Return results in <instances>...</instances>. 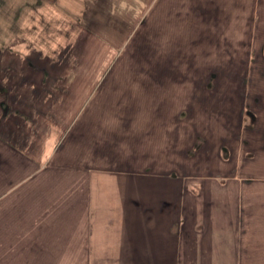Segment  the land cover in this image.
Here are the masks:
<instances>
[{"label": "crops", "instance_id": "obj_1", "mask_svg": "<svg viewBox=\"0 0 264 264\" xmlns=\"http://www.w3.org/2000/svg\"><path fill=\"white\" fill-rule=\"evenodd\" d=\"M43 3L30 20L49 6V43L32 28L5 46L0 264H264V125L221 122L258 82L178 75L261 67L246 60L264 53V0ZM126 49L144 73L110 76ZM216 90L208 142L185 121Z\"/></svg>", "mask_w": 264, "mask_h": 264}, {"label": "rangeland", "instance_id": "obj_2", "mask_svg": "<svg viewBox=\"0 0 264 264\" xmlns=\"http://www.w3.org/2000/svg\"><path fill=\"white\" fill-rule=\"evenodd\" d=\"M21 1L22 0H0V67L1 64H4V70L1 71L0 73V77H2L3 73L6 72V66L7 65H14L15 61H16V56L15 54H8L6 53V49L5 46L10 47V46H14L17 44H22L24 43V39L23 36H29L30 39H32V35L31 34V30L32 28L41 34L42 36H39L38 39V43L42 44V45H46L49 43V38L47 35V22L46 20H49V18L51 17L48 14V5H43V6H39L42 7L41 12L44 13V19L43 22L39 21V18L41 19V17L39 16V18L36 17V20H34V22H32L31 19V15L33 13H35V11L31 8V4L33 1H39V2H44L47 3L48 1H50V3H53L55 0H28L27 2H29V4L23 6L21 5ZM20 3V6L18 7V4ZM43 3V4H44ZM38 5H36L37 7ZM44 7V8H43ZM20 8V10L18 9ZM25 8V11H23V9ZM42 23V24H41ZM44 24V25H43ZM34 25H36V27H33ZM43 27V28H42ZM37 32H35L34 34H38ZM36 38V37H35ZM33 38V39H35ZM51 39V38H50ZM4 46V48H3ZM5 51V52H4ZM217 55V54H216ZM242 58V60H246L244 58V56H246V54H239ZM247 62L252 61L251 63H253V61H258L261 65V67L264 69V53H248L247 54ZM143 60H144V54L143 53H136V52H132L129 53L128 49H126L125 51H123L121 53V55L119 56L117 63L115 65V67L113 68L112 72L109 73L110 76H116V77H129V76H140L142 75V73H144V65H143ZM8 61V63H7ZM10 62H14V63H10ZM249 62V64L247 63L248 67L251 66V64ZM229 65V64H228ZM238 68H225V69H207L205 71V73L202 75V70H195V75H192L190 73H187V70L185 69V74L184 72H180L178 75L179 77L185 78H190L192 77L193 79H195V76H205L207 74V76L209 78H212L213 76L215 78L219 77H223V76H230V77H238V78H246L247 76H252L251 78L255 80H257L256 82H258V85H256L257 90L253 91V87H251L250 91L248 90V97L247 99H243V98H239L238 96L233 97L232 99L233 102L231 101V98H228L229 101H227L226 103H224L225 109L224 111L227 114V116L222 119V123L227 122V119H231L233 124H243L248 126V127H255V121L251 119V117H249L248 115L244 114V116H240L241 111L243 110V106L246 104V106H248L247 108H250L252 110L255 111V113L259 114V121L260 124L264 125V80H258L257 77L261 76V75H257V70L254 72V70H249V68L247 70L249 71H253V73L247 71L246 69H244L242 66H240V64H238ZM255 69V68H254ZM189 72V70H188ZM211 72V73H210ZM160 72H158L159 74ZM6 76V75H5ZM15 76V73H14ZM262 78H264V70H263V76ZM247 80H249L247 78ZM215 82V81H214ZM218 81H216V85L217 88L219 89L220 86H218L217 84ZM243 82V81H242ZM243 90L245 88L244 85H241ZM240 86V87H241ZM1 88H6L5 85H1L0 84V101L3 98L2 94H1ZM207 88H211V85H207ZM241 88V89H242ZM215 94V92H214ZM226 96L223 98L221 91L216 90V94L215 96H210L206 98L204 97V99H202L199 102V98L200 95H195V114L193 116H190L186 119L185 123H187L188 126H190V128H194L193 130H198L199 132L204 131L206 133V137L204 136H200L201 138H203V140L208 141L209 142V138L212 141H215L218 139V132L214 129V127L211 128V125H208V122L210 121L212 124H218V118H215L213 116V112L216 110L218 111V109H220V106H222L223 104H221V101H219V99H226ZM251 96V97H250ZM210 97H214L215 99H210ZM231 97V96H230ZM259 99V102H258ZM199 102V103H198ZM202 102V103H201ZM215 103H216V107H215ZM259 103V104H258ZM1 104V103H0ZM198 104V107H197ZM237 106V107H236ZM198 108V109H197ZM232 108V112H236L239 115H236L235 117H231V112L229 111ZM1 109V107H0ZM211 109V112L210 110ZM1 112V110H0ZM202 114V115H200ZM208 114H210V116H208ZM230 114V115H229ZM222 115V114H221ZM220 115V116H221ZM202 122L203 125H201L200 123ZM196 123V124H195ZM229 123V120H228ZM198 125L200 126V128L198 127ZM211 128V129H210ZM185 142V141H184ZM201 146H203V144H201ZM195 147H199L198 144L197 146H194L193 151H195ZM212 154L210 156H207L205 158H195L193 159V157L191 158H186L184 161L187 163L185 165H188V163H193L192 166L194 167H190V169L194 168L197 170H200L202 172L206 171L208 168H211L209 165V160L208 159H212ZM192 160V161H190ZM255 160V159H254ZM198 161V162H197ZM197 165V166H196ZM254 166V165H253ZM212 167H216L212 166ZM260 168L261 165L259 166H254ZM189 169V170H190Z\"/></svg>", "mask_w": 264, "mask_h": 264}, {"label": "flooded vegetation", "instance_id": "obj_3", "mask_svg": "<svg viewBox=\"0 0 264 264\" xmlns=\"http://www.w3.org/2000/svg\"><path fill=\"white\" fill-rule=\"evenodd\" d=\"M255 67H253V68H249V70H254V72L256 71L257 72V75L259 74V75H261V76H263V68H261V67H259L258 66V68H255ZM247 70V69H246ZM249 70H247V71H249ZM249 72H251V71H249ZM251 73H253V71L251 72ZM252 77V76H251ZM251 77L250 76H247L246 78H243L242 80H245V82H246V84H249L250 83V80H251ZM247 78L249 79V80H247ZM248 106H245V108H244V113L243 114H246V115H248L249 117H251V119L252 120H256V113H255V111L254 110H252V109H250V108H247ZM253 126H251V127H248L247 126V128H249V129H251Z\"/></svg>", "mask_w": 264, "mask_h": 264}]
</instances>
